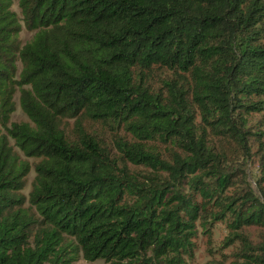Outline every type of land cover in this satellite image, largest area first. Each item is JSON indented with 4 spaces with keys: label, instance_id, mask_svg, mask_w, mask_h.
Returning <instances> with one entry per match:
<instances>
[{
    "label": "trees",
    "instance_id": "obj_1",
    "mask_svg": "<svg viewBox=\"0 0 264 264\" xmlns=\"http://www.w3.org/2000/svg\"><path fill=\"white\" fill-rule=\"evenodd\" d=\"M260 112L264 0H0V264H183L219 221L238 246L207 264H264V200L227 192Z\"/></svg>",
    "mask_w": 264,
    "mask_h": 264
},
{
    "label": "rangeland",
    "instance_id": "obj_2",
    "mask_svg": "<svg viewBox=\"0 0 264 264\" xmlns=\"http://www.w3.org/2000/svg\"><path fill=\"white\" fill-rule=\"evenodd\" d=\"M13 9L19 12L16 3L13 5ZM32 35V31H29L25 26H22L20 39L23 43L28 41L32 37ZM155 73L156 75L159 74V77L167 75L162 70H157ZM19 95L20 93L19 91H17L15 95L16 110L11 115V122L20 123L29 121L27 114L24 112L20 105ZM247 117L249 123L248 125L251 127L252 132L264 131V115L262 114V112L252 113L247 115ZM73 121V119L66 118L64 123V127L66 128L67 133L70 135L72 134ZM87 126L88 128L95 127L93 129L98 131L101 137L105 139L106 143H108L111 148L114 147L113 141L115 140V137L110 126H107V124L103 125L101 123L93 124L92 121L87 122ZM259 135L260 134H258V136ZM10 141L12 144L14 143L13 139H10ZM155 143L159 144V151L166 154V152L163 151L165 149V145L159 142ZM249 148L248 151L250 153H247V156L230 165V168L234 172L233 174L238 173V178H236L234 185L228 188L227 192H230L231 190L241 191V189L252 190L254 191L255 195L262 197V200H264V197L261 195L262 192H264V147L259 148L258 140L252 138ZM16 150L19 152L22 158L29 160L32 166L30 173L26 177L25 187L21 191V193L26 197L24 206L28 207L30 205L29 194L32 190L34 178L36 175L34 166L41 158L38 156H26L18 148H16ZM238 154L240 157H242L241 151H239ZM131 167L134 170L142 171L143 173L146 172V169L143 166L131 165ZM211 230V235H208L202 232L201 228H199L198 233L194 238L195 248L193 257H186L183 264H207L212 259H221V253H225L228 257H230V254H232L236 250V246H238V243L230 246H228L227 243L224 244L226 237L231 231L230 227L226 224L225 221H219L215 223ZM242 231H244L251 238V240H253V242L262 240V234H264L263 226L257 224L244 226L242 228ZM72 264H105V261L103 259H95L89 261L80 256L79 259L77 261H74Z\"/></svg>",
    "mask_w": 264,
    "mask_h": 264
}]
</instances>
